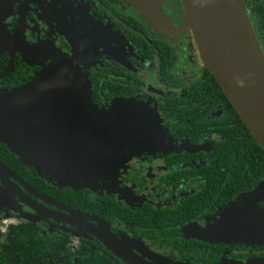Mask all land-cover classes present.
<instances>
[{
    "label": "flooded vegetation",
    "instance_id": "obj_1",
    "mask_svg": "<svg viewBox=\"0 0 264 264\" xmlns=\"http://www.w3.org/2000/svg\"><path fill=\"white\" fill-rule=\"evenodd\" d=\"M11 1L12 12L4 22L8 42L0 54V75L11 63L12 70L0 79V94L30 84L51 66H74L88 73L92 98L99 93L100 109H109L118 99H136L168 122L190 108V103L180 101L183 91L202 81L208 71L185 18L183 0ZM164 66H169L167 72ZM109 81L127 85L121 89L123 94L103 90ZM97 86L100 91L94 90ZM186 114L207 118L209 123L226 113L225 107L217 105ZM204 138L210 143L174 137L172 152L136 156L121 172L119 186L111 189L108 179H101L93 189L60 187L29 169L48 187L82 192L85 204L92 205L90 213L41 192L0 159L13 175L6 178L0 172V222L12 224L7 235L0 228V250L9 243L15 226L28 225L38 238L68 240L66 248L75 254L74 264L80 260L78 250L89 245L102 264H264V181L228 205H216L199 220L182 218L173 226L167 219V213L179 205L203 196L209 183L201 170L206 171L210 161L181 159L177 163L179 155L208 154L216 138L211 134ZM29 189L93 220L58 209ZM34 203L44 210H33ZM15 213L21 220L12 223ZM50 257L60 264L65 259L64 253Z\"/></svg>",
    "mask_w": 264,
    "mask_h": 264
},
{
    "label": "water",
    "instance_id": "obj_2",
    "mask_svg": "<svg viewBox=\"0 0 264 264\" xmlns=\"http://www.w3.org/2000/svg\"><path fill=\"white\" fill-rule=\"evenodd\" d=\"M10 1L3 0L0 12V54L8 42L4 22L12 12ZM183 6L205 68L264 150V53L244 0H183ZM11 70L12 63L0 79ZM161 127L159 113L136 99H118L109 109L95 107L88 73L72 66H51L30 84L0 94V143L39 177L74 190L93 189L108 179L90 163L92 156L99 158L96 148L106 142L117 145L104 158L113 164L119 158L113 151L126 154V163L134 156L163 152L168 131L160 135ZM0 172L13 176L1 163ZM95 177L99 180L93 181ZM81 183L84 187L78 188ZM29 191L77 218L92 219ZM30 207L38 213L44 210L36 203Z\"/></svg>",
    "mask_w": 264,
    "mask_h": 264
},
{
    "label": "trees",
    "instance_id": "obj_3",
    "mask_svg": "<svg viewBox=\"0 0 264 264\" xmlns=\"http://www.w3.org/2000/svg\"><path fill=\"white\" fill-rule=\"evenodd\" d=\"M245 2L255 31L259 29V33L264 34V0H245ZM168 67L164 66L163 71L167 72ZM104 87L106 89L103 90H113L116 94L122 95L121 89L126 88L127 85L119 86L109 81ZM94 90L100 91L101 89L97 86ZM97 95L92 98V103L100 109L102 103L99 101V93ZM183 95L180 101L190 103V108L180 111L182 113L177 116L178 118L174 116L170 118V121L162 122V126L168 131L169 137L199 142L203 139L205 141V134H211L216 140L211 142L213 144L211 145L212 150L208 154L178 156V164H180L181 159H184L183 162L186 159L210 161L208 169L206 171V168L201 170L203 175L209 176V183L206 184L203 196L192 198L185 205H179L175 210L167 213V219L173 226V221L179 225L178 221L182 218L199 220L205 215L211 214L216 205L226 206L240 193L250 191L264 181V150L256 142L212 73L208 70L204 79L186 88ZM217 105L225 107L226 113L218 121L207 123V118L203 119L196 115L189 116L186 114L189 111L199 112L204 107L214 109ZM173 118L177 121H173ZM206 141L210 143L207 139ZM0 159L7 167L25 178L41 192L71 206L78 204L79 207L76 208L82 212H93L91 211L93 210L92 205H86L82 200V192L48 187L42 178H38L35 173L29 170L30 168L23 165L19 158L2 143H0ZM177 215L179 216L177 217ZM68 243V240L62 241L61 239H57L56 242H49L48 236L38 238L34 228L28 225L15 226L11 231L9 243L5 245L3 251L0 250V264H15L17 259H19L17 262L19 264L36 262L38 259L44 260L45 264H60L54 259L51 260L50 256L55 253H64L65 259L61 264H74L72 258L75 254L66 248ZM77 254L80 259L78 264L104 263L94 256L90 245L80 248Z\"/></svg>",
    "mask_w": 264,
    "mask_h": 264
},
{
    "label": "rangeland",
    "instance_id": "obj_4",
    "mask_svg": "<svg viewBox=\"0 0 264 264\" xmlns=\"http://www.w3.org/2000/svg\"><path fill=\"white\" fill-rule=\"evenodd\" d=\"M185 18H186V16H185ZM258 36H259V38H258L259 39V42L262 43V45H264V34L263 33L262 34L259 33ZM182 66H184V65H182ZM72 67H74V66H72ZM74 69H76V67H74ZM107 125H109V123ZM164 131H165L164 128L161 127L160 128V131H159V134L161 135ZM163 138H164V141H165V144H166L165 145L166 146V149L164 150V152H167V151L172 152L174 150V149L172 150V147H171V145H172V139H170V137H169V135L167 133H165V137H163ZM116 146H117L116 145V142L115 143H113L112 141L106 142L104 144V146H101L103 148H101L99 150H97V148H96V150H95V153L94 154L95 155H98L99 158H93V156L90 158V163L92 164V168L96 169L95 172H98V173L101 172V174L104 175V177H108V180H109V183H110L109 184V187H108L109 189L116 188V187L119 186V184H120V178H121V176H120L121 175V172L123 170H125V168L129 166L130 162L136 157V156H134L133 158H131L126 163V161H127L126 160V158H127L126 157V154H118L115 151H113L114 156H117L116 158L119 157L118 160H115V163L114 164L111 162V159H110V161H107L106 159H104L105 156L108 154L107 151H109L111 148H114ZM75 160H78V159L75 157ZM87 179L89 180V177H87ZM96 180H99V178L98 177H95L93 179V181H96ZM103 180H105V179H103ZM106 180H107V178H106ZM77 187L78 188L79 187L80 188H83L84 185H83V183H81V184L77 185ZM72 189H74V188H72ZM6 208L9 210L8 207H6ZM2 216L3 215L0 213V219H1V221L3 220L2 219ZM18 220H21V219L18 217V214L15 213L14 216L11 217V220L10 221L12 223H15ZM6 221L7 220H5L3 224H1V222H0V228H1L2 232L4 233V235H7L8 234V231H9L8 228L12 225L10 222H8V221L6 222Z\"/></svg>",
    "mask_w": 264,
    "mask_h": 264
},
{
    "label": "bare ground",
    "instance_id": "obj_5",
    "mask_svg": "<svg viewBox=\"0 0 264 264\" xmlns=\"http://www.w3.org/2000/svg\"><path fill=\"white\" fill-rule=\"evenodd\" d=\"M3 0H0V12H1V7H2ZM106 242H109L108 239H105Z\"/></svg>",
    "mask_w": 264,
    "mask_h": 264
}]
</instances>
